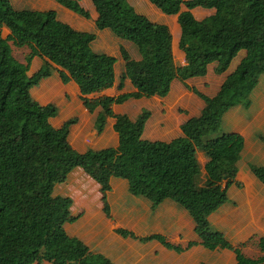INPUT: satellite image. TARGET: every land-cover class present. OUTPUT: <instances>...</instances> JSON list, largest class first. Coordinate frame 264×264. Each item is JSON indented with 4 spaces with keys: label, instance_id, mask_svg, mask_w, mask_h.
<instances>
[{
    "label": "trees",
    "instance_id": "trees-1",
    "mask_svg": "<svg viewBox=\"0 0 264 264\" xmlns=\"http://www.w3.org/2000/svg\"><path fill=\"white\" fill-rule=\"evenodd\" d=\"M56 1L90 18V12L79 0ZM91 1L98 13L97 29H108L138 48L140 60H134L121 48L125 70L119 88L122 90L128 79L135 92L89 98L112 88L116 79L117 59L92 48L96 34L75 30L60 21L55 10H17L11 0H0V170L9 151L19 160L9 175L18 196L10 205L0 207V264H115L65 230V225L78 217L71 213L72 199L54 196L53 191L77 167L100 184L108 216L111 180L125 179L130 193L148 199L153 208L166 200L184 208L207 249L234 251L236 264H264V256L247 257L224 233L213 230L210 223V216L229 202V188L233 184L240 186L236 176L244 138L238 133H225L222 123L232 108L251 106V95L264 74V0H149L166 15H178L179 48L186 58L183 66L175 62L167 25L136 12L127 0ZM183 7L187 10L182 11ZM198 7L215 9L216 13L198 20L192 13ZM4 27L10 31L6 37L2 33ZM12 46L30 50L25 63L14 56ZM241 51H246V56L214 97L186 84L191 78L205 76L212 63L216 64L217 74L226 72ZM35 58L41 59L42 64L31 75ZM54 72H58L63 83L78 85L81 100L90 112L101 108L95 122L97 132H103L108 117L115 119L118 147L78 153L68 139L77 119H70L59 128L51 124L58 107L40 104L33 98L32 89ZM175 80L205 102L200 116L182 125V136L170 142L150 141L143 138L150 111L143 110L135 119L113 113V105L131 98L166 97ZM198 150L208 158L202 186ZM249 168L264 184V165L250 164ZM117 232L137 238L123 229ZM140 240H157L179 253L185 250L161 235ZM258 247L264 254V236Z\"/></svg>",
    "mask_w": 264,
    "mask_h": 264
},
{
    "label": "crops",
    "instance_id": "crops-1",
    "mask_svg": "<svg viewBox=\"0 0 264 264\" xmlns=\"http://www.w3.org/2000/svg\"><path fill=\"white\" fill-rule=\"evenodd\" d=\"M127 1L136 12L147 16L153 22L169 27L175 62L178 66L185 65V53L179 48L181 29L178 15H166L149 0ZM79 2L84 9L90 12V18L82 17L56 0L45 10H55L60 21L69 24L77 31L95 33L96 39L92 42L93 50L117 59L114 86L100 94L88 97L99 99L135 92L136 89L128 79L124 83V88L122 90L119 88L121 75L125 70L121 48L124 47L134 60H140L141 55L138 48L132 42L116 37L108 29L98 30L96 27L98 13L93 2L91 0H80ZM186 10V7H183L182 11ZM192 13L196 19L203 20L213 16L216 10L198 7L193 9ZM2 33L6 37L10 31L4 27ZM245 56L246 51H241L228 70L222 74L215 72L216 64L212 63L205 76L191 78L186 81V84L208 97H214ZM37 59L35 58L33 62ZM33 62L30 71L39 69L41 66L38 64L40 62L36 65H33ZM41 83L42 87L32 92L33 97L40 104L52 103L59 108L58 104L61 103L65 106L62 107L60 114L51 119V124L59 128L66 121L77 119L71 127L68 139L78 153H85L89 149L101 150L118 147L119 135L114 128L115 119L108 117L103 132H97L95 122L101 108L90 112L84 106L80 89L75 82L65 84L58 72H54ZM253 104L252 102L249 108L236 106L223 117L222 127L223 124L228 123L230 128L228 130L244 138V150L238 163L236 176V182L240 186L233 184L228 190L229 202L234 201L235 203L232 202L233 205L226 203L210 216V223L223 232L227 231L226 237L235 247L246 243L254 236L260 238L264 236V184L252 174L249 168L250 164L264 165V140L261 138L264 137V99L257 103L255 109ZM146 106L151 115L146 123L143 138L150 141L170 142L183 135L181 127L185 122L200 116L205 102L185 84L175 80L166 97L131 98L123 104L113 105V113L128 115L131 119H135L145 110ZM9 153L7 157L3 155L6 158L1 163L0 207L10 205L18 196L9 175L18 166L19 160L14 152L9 151ZM197 159L201 167L199 186H202L205 182V165L208 158L204 152L198 150ZM26 178L28 179V176ZM53 194L72 199L71 213L78 219L65 225L67 234L80 239L92 252L106 256L115 264L237 263L234 251L228 249L211 251L203 246L195 232V223L184 208L171 200H166L153 208L148 199L136 197L130 193L129 183L125 179L112 178L111 180V190L107 194L109 216L104 211L100 184L90 178L80 167L73 169L64 183L57 184ZM118 229L132 232L137 238L123 237L117 232ZM152 235H161L170 244L183 247L185 250L179 253L157 240H140ZM190 243L193 245L188 248ZM40 264L51 263L42 261Z\"/></svg>",
    "mask_w": 264,
    "mask_h": 264
},
{
    "label": "rangeland",
    "instance_id": "rangeland-1",
    "mask_svg": "<svg viewBox=\"0 0 264 264\" xmlns=\"http://www.w3.org/2000/svg\"><path fill=\"white\" fill-rule=\"evenodd\" d=\"M11 1H12L13 6L17 10H23V9H33V10H36L37 9L39 11H47L45 9H48L53 4V2H55V0H44L42 2H39L38 0H11ZM49 1H51V2H49ZM79 4H80V2H79ZM3 36H4V34H3ZM12 48H13V54H14V56L19 61L25 63L26 62V60H25L26 59V56L30 53V50L28 48H17L15 46H12ZM38 62H40V63H38ZM33 63H34L33 65H36L37 63L39 65H41L42 61H41V59L38 58L37 61H35ZM36 70H38V68ZM36 70H31L30 71V74L32 75ZM52 78H54V77H52ZM48 80H52V79H48ZM41 82H40V84L37 87H35V88L32 89V92H33V90L40 89L42 87V83ZM263 87H264V74L261 75L260 82L256 86V88H255V90H254V92L252 94V97H251L252 102L255 104V105L253 104L254 109L256 108L257 103L259 101H262L264 99L263 98V93H264L263 92L264 91V88ZM32 96H33V94H32ZM58 105H60L59 108H58V114H60L62 112V107L64 108L65 106L62 105L61 103L58 104ZM142 109H143V107H142ZM144 109L149 111V109L147 108V106L144 107ZM223 127H224V132L225 133H230L231 132V130H228V129H230L229 126H228V123H226L225 125L223 124ZM29 184H30V182H28V185ZM232 202L235 203L234 201H231V203ZM231 203L228 202L227 205L228 204H231ZM231 205H233V204H231ZM211 227H212L213 230L220 231V232H222V233H224L226 235V232L227 231L224 230V232H223V231L217 229L216 226H214L212 223H211ZM259 239H260V237L254 236V237L250 238L249 241H247L246 243H243V244L241 243L239 245H236V247H240L242 249L243 253L247 257L257 259L259 257L264 256V254L261 253V251H260V249L258 247Z\"/></svg>",
    "mask_w": 264,
    "mask_h": 264
}]
</instances>
